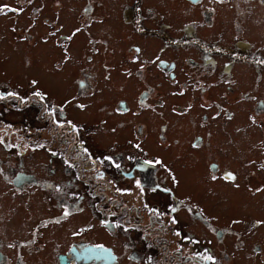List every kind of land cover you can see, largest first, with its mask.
Segmentation results:
<instances>
[{
	"label": "flooded vegetation",
	"instance_id": "1",
	"mask_svg": "<svg viewBox=\"0 0 264 264\" xmlns=\"http://www.w3.org/2000/svg\"><path fill=\"white\" fill-rule=\"evenodd\" d=\"M132 1L127 14L129 27L135 34L159 38L164 47L159 52L161 57L163 52L171 49L197 52L198 55L186 59V66L197 72L207 68L216 77L220 75L226 94L234 93V79H237L234 68L237 63L254 67L257 75L264 72V51L254 49L256 43L249 38L257 37L258 33L264 41V0H160L170 11L183 12L187 19L183 28H176L175 32L170 31L173 25L165 21L159 23L158 28L146 29L145 14L156 19L158 8L149 6L146 0ZM6 8L10 9V4H6ZM217 11L227 14L223 33L228 38L222 41L232 48L216 40L219 32L206 35L203 31V27L216 29ZM11 12L13 15L18 13L17 10ZM94 12H98V6L90 4V7L83 8L82 16L89 21H98ZM46 27V34L50 35V24ZM27 41L28 37L24 42ZM67 48V45L62 46L65 52ZM142 50L137 44L129 47L130 53L135 55H142ZM220 56L228 60L223 63ZM161 57L145 61L146 66L143 65L142 70H150L147 67L152 66L156 72V75L153 74L155 79L166 80L171 84L172 92L186 95L189 83L180 80L178 60ZM87 59L90 61L91 56ZM84 73L80 71L81 76L75 78L71 100L62 102L52 100L49 94L36 87L34 81L33 86L44 97L34 95L35 100L38 99L43 108H36L32 98L22 106L24 97L17 92H3L4 85L0 82V97H3L0 100L5 101V104L0 103L4 104L0 112V132L6 128L11 130L7 132L9 135L0 136V264H231L232 254L237 249L247 252V229L238 227V219L231 218L226 222L199 202L180 201L175 191L180 180L178 176L175 179L171 171H165V160L161 156L153 157L149 152L146 154L142 146L140 151L133 148L136 146L139 149L142 136L149 137L148 121L119 122L120 127L132 126V138L128 139L132 148L109 149L105 153L93 150L84 123L78 122L77 113H72L70 109V103L84 98V94L93 89L91 79L89 82L87 78L95 79V75ZM139 77L143 79L140 72ZM263 79L260 75L256 78L258 82ZM158 85L162 86V81ZM154 90L155 87L144 89L132 106L123 99L118 100L113 115L134 117L138 111L133 108L137 106L141 107L140 111H147ZM195 91L206 93V88H196ZM240 96L242 103L251 101L255 112L264 114V100L250 93ZM14 101L18 102L16 119L6 121L2 109H7ZM151 101H154L153 98ZM83 104L78 102L72 107L85 112ZM154 104L162 105V102ZM213 110L217 118L225 121L236 117L235 112L226 110L223 104H216ZM209 116L214 117L202 115L203 123H207ZM35 117L39 120L35 121ZM3 119L7 124L2 122ZM193 123L195 135L184 143L189 144L183 147L184 152L187 154V150H191L192 157L203 152L204 161L208 164L209 182L222 183L237 190L245 174L248 179L252 177L251 183L254 178L260 179L261 185L256 190L260 193L264 179V156L251 160L250 165L258 171H252V176L247 173L248 164L242 163L240 169L234 170L215 157L213 151L206 152L213 149L212 129L196 133L200 125ZM160 129L162 133L158 134V140L167 141L168 125L163 122ZM263 132L264 129L260 134ZM260 134L247 138L255 142L257 138L254 136L261 138ZM261 146L264 155V141ZM190 181L195 185L193 178ZM151 195L164 196L168 204H155ZM6 198L11 204L5 201ZM22 210L25 212L23 217ZM10 211L14 216L9 218ZM13 219L19 224H14L11 230L8 223ZM183 220L189 223L187 231ZM252 226L255 229L253 233H256L264 226V221L253 220ZM253 239H263V242L255 241L250 249L251 253L255 252L254 258L264 264V236L256 233ZM209 256L213 259H207ZM254 258L253 264H256Z\"/></svg>",
	"mask_w": 264,
	"mask_h": 264
},
{
	"label": "rangeland",
	"instance_id": "2",
	"mask_svg": "<svg viewBox=\"0 0 264 264\" xmlns=\"http://www.w3.org/2000/svg\"><path fill=\"white\" fill-rule=\"evenodd\" d=\"M132 2V0H21L20 2L0 0V9H3L0 12V82L4 85L3 92L12 91L22 95L24 97L22 106L32 98L36 108H43L44 105L38 99L35 100L34 95L39 92L37 88L49 94L52 100L62 102L73 97L75 78L81 76L80 71H84L86 75L94 74L95 79L87 78L88 81L91 79L92 82H89L93 89L86 92L84 98L75 100L74 104L70 103L71 99L69 100L72 104L71 112L77 113L78 122L84 123L93 150L105 153V150L109 149L132 148L128 141L132 138V126L120 127L119 122L122 120L126 122L135 120L138 123L148 121L149 137L142 136L139 149L136 146L133 148L140 151L142 146L146 154L149 152L151 156H161L165 160V171H171L175 179L178 176L180 180L175 188L180 201L199 202L209 208L213 215L220 216L226 222L231 218L238 219L240 222L238 227L247 229L245 242L249 247L247 252L237 249L232 254L231 264H253L255 252L251 253L250 246L255 241L263 242V239L254 240L253 234L261 233L264 236V226L256 233H253L255 229L252 226L253 220L264 221V179H262L260 193L256 192L261 185L260 179L254 178L251 183L252 177L248 179L245 174L242 175L239 184L241 187L237 190L223 186L222 183H210L207 178L208 164L204 161L203 152L192 157L190 155L192 151L187 150L188 153L185 154L183 147L189 145L184 143L195 135L192 131L194 130L193 122L200 125L196 133L211 128L213 149L206 152L213 151L215 157L234 170L240 169L242 163L248 164L247 173L252 176L251 172L255 169L254 165H250L251 160H258L260 157L262 159L264 156L261 146L264 134H260L264 129V114L259 116L251 101L242 103L240 94L250 93L251 96L264 100V79L260 82L256 80L259 75L264 78V72L257 75L254 67L237 63L234 68V74L237 77L234 79V93L226 94V89L220 82V75L216 77L207 68L197 72L186 66V59L189 56L198 55L197 52H192L190 49L166 50L162 57H166L167 60H178L181 70L180 80L189 83L186 95L172 92L170 83L154 78L153 74L156 75V72L152 66L147 67L150 70H142L145 61H155L161 57L159 52L164 50V47L159 38L135 34L132 27H129L127 9ZM146 3L158 8L156 19L145 14L146 29L158 28V24L165 21L175 27L172 26L170 29L171 32H175L177 29H182L187 21L183 12L170 11L168 6L162 5L160 0H146ZM6 4H10L11 10L5 9ZM90 4L98 6V12L93 14L98 21H89L82 16L83 8L90 7ZM13 10H17L18 13L13 15L11 12ZM216 19L218 25L215 30L203 27V31L206 35L219 32L216 40L225 47L232 48L222 41L223 38L226 40L228 38L223 33V26L227 21L226 12L217 11ZM48 24H50L49 31L52 32L50 35L46 34ZM27 37L29 41L24 42ZM249 38L256 43L254 49L259 48L264 51V41L258 33L257 37ZM76 44L78 47H75ZM133 44L143 48L142 55L130 53L129 47ZM65 45L68 46L67 52L62 49ZM94 51L97 52L94 53ZM93 54L95 56L92 61ZM88 56H91L90 61L87 59ZM220 59L223 63L228 60L226 57ZM139 72L142 73L143 79L139 77ZM106 74H110L109 77H105ZM34 81L37 88L33 86ZM159 81H162V86L158 85ZM149 87H155V90L154 95L152 94L149 98L150 106L146 108L147 111H140L141 107L137 106L133 108L134 111H138L134 113V117L129 115L121 118L113 115L115 103L118 100L123 99V102L132 106L137 103L144 89ZM200 87L206 88V93L195 91ZM58 90L59 93H57ZM2 99L0 103L5 104ZM159 101L162 105L154 104ZM78 102L84 103L85 112H79L72 107ZM4 104H0V112ZM17 104L18 102L14 101L13 105L2 109L6 115V121L16 119ZM216 104H223L226 110L234 111L236 117L227 121L217 118L213 110ZM202 115L214 117L209 116L207 123H203ZM5 120L3 119L2 122L7 124ZM37 120L39 118L35 117V121ZM163 122L170 129L167 141L158 140V134L162 133L160 125ZM7 132L10 133L11 130L6 128L5 131L0 132V136L9 135ZM253 134H260L262 137L254 136L257 138L255 142L252 139L248 140L247 137H253ZM177 141L179 143H175ZM254 172L258 173V171ZM192 178L195 185L190 181ZM150 198L155 204L165 206L168 204L164 196L151 195ZM5 201L11 204L10 199L6 198ZM128 202L125 201V203ZM7 209L6 206L5 210ZM160 213H163V209H160ZM24 214L22 210V217ZM168 214V212L165 213L167 218ZM133 215L137 216L136 213ZM12 216L14 213L10 211L9 218ZM14 224L18 225L19 221L13 219L10 224L8 223L11 230ZM183 224L187 231L186 225L189 223L183 220ZM193 229L196 230V227ZM254 259L256 264H262L259 259Z\"/></svg>",
	"mask_w": 264,
	"mask_h": 264
},
{
	"label": "snow or ice",
	"instance_id": "3",
	"mask_svg": "<svg viewBox=\"0 0 264 264\" xmlns=\"http://www.w3.org/2000/svg\"><path fill=\"white\" fill-rule=\"evenodd\" d=\"M9 10H11V9H9ZM2 11H3V9H0V12H2ZM137 51H139V49H137ZM35 95H36V96H42V94H41L40 92H36ZM0 98H3V97H0ZM61 126H62V125H61ZM233 179H234V177H233ZM174 210H175V209H173V211H174ZM64 215L67 216L68 213L65 212ZM207 259L212 260L213 258H212L211 256H209V257H207Z\"/></svg>",
	"mask_w": 264,
	"mask_h": 264
}]
</instances>
